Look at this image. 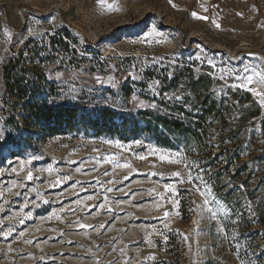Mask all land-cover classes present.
<instances>
[{
	"label": "rangeland",
	"instance_id": "1",
	"mask_svg": "<svg viewBox=\"0 0 264 264\" xmlns=\"http://www.w3.org/2000/svg\"><path fill=\"white\" fill-rule=\"evenodd\" d=\"M20 50L34 54L38 94L61 119L53 132L25 122L26 103L3 93L2 65ZM185 66L208 74L217 95L237 92L230 101L250 93L261 114L247 120L245 143L264 150V106L230 74L264 66V0H0V264H264L259 166L236 180L231 165L214 174L155 119L161 101L179 105L171 79ZM185 164L227 210L218 219L202 212Z\"/></svg>",
	"mask_w": 264,
	"mask_h": 264
},
{
	"label": "trees",
	"instance_id": "2",
	"mask_svg": "<svg viewBox=\"0 0 264 264\" xmlns=\"http://www.w3.org/2000/svg\"><path fill=\"white\" fill-rule=\"evenodd\" d=\"M36 54V53H35ZM29 59L31 65L27 64ZM180 71H175L171 79V88L179 89L184 94L178 100L179 105L173 109L171 106L165 107L163 102V114L156 116L157 123L171 133L180 134L184 143L191 140L199 152L207 157V164L210 168H215L214 174L220 173L231 165L233 172L231 179L241 178L240 172L245 169L249 170L250 164L256 163L259 167L255 173L260 172L257 178L258 193H261L259 207L256 208V220L264 225V150L251 154L254 147H251L252 140L245 143V125L248 119L257 118L261 112L256 102L248 91L236 89L241 93L237 101H230L231 97L236 96L237 92L230 91L228 97L217 95L212 89L213 79L208 74H194L190 66L180 67ZM3 93H9V96L22 101L26 118L24 121L31 126L41 127V132L45 126H48L49 132H53L58 120V115L50 108H44L46 102L39 96L40 80L37 74V65L34 63V54L23 56V50L9 55L2 65ZM184 71L185 74H179ZM0 96V101L4 102V95ZM248 103L240 109V116L233 117L236 106ZM152 112L148 110L138 111L145 119L146 125H149L148 116ZM75 116L72 110H64V119L69 121ZM124 121V120H123ZM44 123V125L42 124ZM114 122L112 121V124ZM125 124V123H124ZM133 128H137V122ZM126 129V128H125ZM131 130V129H130ZM130 130L128 132H130ZM215 135L216 139H212ZM219 147L217 154L213 155V147ZM248 156L246 161L237 162L241 156ZM200 158V157H199ZM260 162H262L260 164ZM250 176V175H248ZM219 178V176H218ZM245 182V180H243ZM223 183L221 186H224ZM217 186V184H215ZM249 198L255 196V190L246 188Z\"/></svg>",
	"mask_w": 264,
	"mask_h": 264
},
{
	"label": "snow or ice",
	"instance_id": "3",
	"mask_svg": "<svg viewBox=\"0 0 264 264\" xmlns=\"http://www.w3.org/2000/svg\"><path fill=\"white\" fill-rule=\"evenodd\" d=\"M97 2H98V5L104 6V0H97ZM170 2H171V0H170ZM106 10L112 11V10H118V8L112 4H108ZM192 15H193V17H196L197 13L193 12ZM198 18L208 19V17H198ZM213 23H215V21H213ZM215 26L217 28L220 27V25L218 23ZM152 31L153 32L157 31L154 26H153ZM150 34L151 33H149V35ZM199 58L200 57L198 56L197 59H199ZM208 63H209V65L212 64L211 61H208ZM230 74L233 75L234 79H237L240 81L241 87L247 88L249 91H251L253 93L254 96L259 97L260 105L264 106V92L257 91L255 88L249 87V85H252L253 83H257V84L261 85L262 87H264V66H254L252 68L245 66V68L242 69L240 73H230ZM98 82L102 83V81H98ZM233 87H236V85H233ZM176 99H180V97L177 96ZM6 138L7 137L4 135V133L0 132V140L6 139ZM137 143H139V142H137ZM171 156H172V154L169 153L168 157H167L168 161L169 162H176L175 160L171 159ZM140 159H144V157H140ZM160 159L162 161L165 160L166 159L165 155L161 154ZM108 162H111V161H108ZM181 162H183V161H181ZM119 166L120 167H129L130 165H128L127 163H124V164H121ZM193 166L194 165L190 166L188 164H185V168L188 169V180H187V182L190 184H194L196 186V190L203 197V204L200 206L202 212L207 213L209 219L216 220V219H218V216L220 214H224L227 210L224 208L221 201L214 195L211 186L206 181L203 180V177L199 176V175H196V176L192 175ZM173 175L179 177L180 173H173ZM29 178H31V173H29ZM197 181H199L200 183L196 184ZM180 182L183 183L184 181L181 180ZM167 188L169 190H171L172 186L168 185ZM89 199H91V197H89ZM167 215H168V213H165V216H167ZM220 230L224 231L223 228H221ZM185 239H187V237H185Z\"/></svg>",
	"mask_w": 264,
	"mask_h": 264
}]
</instances>
